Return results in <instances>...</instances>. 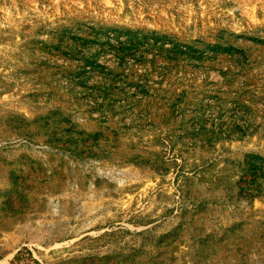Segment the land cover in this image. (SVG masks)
Masks as SVG:
<instances>
[{
	"label": "rangeland",
	"instance_id": "1",
	"mask_svg": "<svg viewBox=\"0 0 264 264\" xmlns=\"http://www.w3.org/2000/svg\"><path fill=\"white\" fill-rule=\"evenodd\" d=\"M0 264H264V0H0Z\"/></svg>",
	"mask_w": 264,
	"mask_h": 264
}]
</instances>
